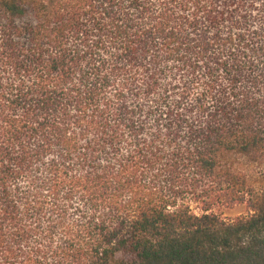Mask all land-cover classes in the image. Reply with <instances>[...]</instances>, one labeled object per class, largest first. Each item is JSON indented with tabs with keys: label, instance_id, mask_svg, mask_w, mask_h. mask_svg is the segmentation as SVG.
Listing matches in <instances>:
<instances>
[{
	"label": "trees",
	"instance_id": "obj_1",
	"mask_svg": "<svg viewBox=\"0 0 264 264\" xmlns=\"http://www.w3.org/2000/svg\"><path fill=\"white\" fill-rule=\"evenodd\" d=\"M0 264H264V0H0Z\"/></svg>",
	"mask_w": 264,
	"mask_h": 264
},
{
	"label": "rangeland",
	"instance_id": "obj_2",
	"mask_svg": "<svg viewBox=\"0 0 264 264\" xmlns=\"http://www.w3.org/2000/svg\"><path fill=\"white\" fill-rule=\"evenodd\" d=\"M217 212L225 219H233L240 215L246 214L244 206H239L235 209L221 208V209H217Z\"/></svg>",
	"mask_w": 264,
	"mask_h": 264
}]
</instances>
